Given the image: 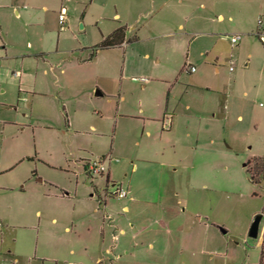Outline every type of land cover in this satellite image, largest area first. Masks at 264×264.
I'll return each mask as SVG.
<instances>
[{
	"label": "rangeland",
	"instance_id": "obj_1",
	"mask_svg": "<svg viewBox=\"0 0 264 264\" xmlns=\"http://www.w3.org/2000/svg\"><path fill=\"white\" fill-rule=\"evenodd\" d=\"M137 3L0 2L7 6L0 8V219L4 222L0 263L13 264L15 256L2 254L9 250L22 255L16 264H42V258L68 256L76 243L65 231L66 226L74 230L71 212L67 214L74 204L51 194L69 192L78 181L81 192L90 193L81 163L109 156L113 150L123 158L152 146L133 118L118 117L139 116L140 108L146 117L159 116L170 90L158 79L180 72L189 51L152 39L158 23H144L150 19L151 8L135 11ZM62 8L67 13L64 30L59 21ZM116 12L122 22L114 17ZM220 12L226 20L217 32L233 34L245 16L246 23L264 20V0H222ZM169 24L179 33L199 29L197 23H183L185 31L178 29V23ZM119 27L126 28V43L100 50L91 58L95 47L108 37L103 36ZM201 41L193 42L190 61L197 67L195 74L203 76V83L214 91L186 94L178 88L172 92L171 106L199 107L196 115L204 118L202 134L189 140L190 149H182L181 162L165 167L159 163L151 170L154 180L172 187L168 216L174 227L170 228H184L179 238L186 247L175 249L174 264H264V172L257 166L264 167V70H258L264 47L254 38V57L246 66L247 50L240 53L230 42L220 41L215 50L218 59H214L200 56ZM231 55L238 59L233 72ZM157 57L161 58L159 68ZM181 183L194 188L189 199L178 204L186 195L177 189ZM176 192L180 195L175 196ZM199 208L218 216L217 224L228 233L222 228L218 232L214 219L197 215ZM257 215L263 217L258 237L252 238L250 228ZM204 240L206 252L201 254L203 247L197 243ZM35 256L38 260L29 261Z\"/></svg>",
	"mask_w": 264,
	"mask_h": 264
},
{
	"label": "crops",
	"instance_id": "obj_2",
	"mask_svg": "<svg viewBox=\"0 0 264 264\" xmlns=\"http://www.w3.org/2000/svg\"><path fill=\"white\" fill-rule=\"evenodd\" d=\"M3 1L6 0H0V2ZM220 4H222V0H138L135 11L144 10L148 6L151 8L149 10L150 19L144 23H158L153 29L152 39L165 40L166 45L176 47L179 50L187 48L189 53L186 55L183 65L179 67L180 72H174L176 74L170 76L162 74V78L158 79L166 84L170 90L166 106H162V113L159 116L146 117L145 110L140 108L139 116L123 114L118 117V119L121 117L133 118L142 130V137L148 138L152 146L145 145L135 155L123 154L120 162L108 161L109 172L106 176L99 177L94 181H90L88 178L85 180L86 184L90 186V193L81 192V184L78 181L74 189H70L69 192L51 194L52 198L73 202V209L72 211L71 209L68 210L67 214L71 212L70 223H72L74 230L70 226H66L65 231L72 235V240L76 243L68 256L42 258V264L50 261L55 264H174L175 258H178L174 255L175 249L186 247L179 238L181 234H185L184 228L176 227L173 230L170 228V225L174 227L171 216H168L172 210L170 204V188L172 187L164 181L158 183L154 180L151 170L153 166L159 165V163L165 167L171 162V165L181 162L182 149H190L188 147L189 140L193 136L197 137L202 134L203 126L201 123L204 118L201 119L196 115L199 107L190 103H183L180 109L179 106L172 109L171 96L172 92L178 88H184L186 94L198 89L206 90L209 93L214 91L211 86L203 83V76L195 74L198 72L197 67L195 72H189L186 71V66L191 64L195 67L190 61L189 54L193 42L197 39H202L199 43L200 56L212 55L214 59H218V54L215 53L216 45L220 41L230 42L225 37L232 34H219L217 32L219 24L226 20V15L220 12ZM1 7L6 8L7 6L0 5ZM14 10L15 14L20 17L19 10L15 7ZM114 17L122 22V15L119 12H116ZM228 17L229 21L234 20L232 15ZM244 18L246 19L244 20ZM244 18L240 20L239 28L233 34L240 33L243 35L239 46L236 48H239L240 53L242 50L248 51L247 66L251 64L254 57L253 42L254 38L257 37L259 18L251 19V23H246L248 16ZM169 23H178V29L182 31H185L183 23H197L199 29L193 30L192 34L188 32L179 33ZM117 29L115 28L109 34H105L103 38L109 37ZM0 36H2V26H0ZM244 36H247L248 39H245ZM125 43L126 39L123 44ZM231 61H233L234 67L238 63L237 57L235 58L233 55H231L229 65ZM204 64L206 66L207 62ZM160 65L161 58L157 57L155 66L159 68ZM258 70L259 73L263 72L264 61ZM216 71L219 72V69L216 68ZM98 94L103 95L99 91ZM226 109H228L227 105ZM168 117L171 119V128L166 130L163 128V122ZM239 118L241 119V116ZM195 122H199L198 127H196ZM112 152L111 155L116 157L114 155L115 150ZM102 157L107 156L103 154ZM80 168L84 169L83 163H81ZM107 180L129 185L130 196L125 199L109 198L105 202V206L99 208L100 198L106 189ZM104 183V187H100ZM82 184L84 188H88L85 183ZM178 188L181 190L180 193L185 191L186 194L185 196L181 195L182 200L177 201L178 204H182L184 199L186 201L189 199L191 189L194 187L187 183H181ZM180 193L176 192L175 196H179ZM211 199L216 200L215 198ZM196 211L197 215L202 213L206 219H214L212 225L218 229V232L220 231L222 225L217 224L218 216H212V213H209L205 208H199ZM106 213L112 215L113 219L105 218ZM55 221L57 222V218L52 219V222ZM206 226H209V223ZM222 231L225 234L228 233L224 228ZM199 242L197 243L198 246L203 247L200 253L205 254L206 240L202 241L201 244ZM2 254L15 256L13 261L16 260L17 262H20L18 256H22L17 253L14 255L13 250L2 252ZM191 258L187 257V260ZM31 260H38V257H29V261Z\"/></svg>",
	"mask_w": 264,
	"mask_h": 264
},
{
	"label": "built area",
	"instance_id": "obj_3",
	"mask_svg": "<svg viewBox=\"0 0 264 264\" xmlns=\"http://www.w3.org/2000/svg\"><path fill=\"white\" fill-rule=\"evenodd\" d=\"M67 13H66V8H62V11L60 13L59 21H60V26L61 30H64L66 28V20H67ZM256 36L260 43L264 47V20L260 18L258 20V30L256 32ZM225 38L229 39L232 47L236 48L239 46L243 35L240 33L237 34H232L229 36H226ZM230 70L234 71V63L231 61L230 63ZM186 71L189 72H195L196 67L192 66L191 64H187L186 66ZM163 128L166 130H169L171 128V119L170 117L166 118L163 122ZM108 161H115V162H120L121 159L117 157L107 156V157H101V158H95V159H90L87 160L83 163V168H84V173L86 174L87 178L90 181H94L95 179L99 177L106 176L109 172V167H108ZM130 196V189L129 185H124L122 183L118 182H112L110 180H107L106 182V189L103 192L102 197L100 198V204L99 208H103L105 206V202L109 198H119V199H125ZM105 218H108L109 220H112L113 217L110 214H105ZM4 227V222L0 219V230ZM13 264H16L17 261H13ZM0 264H7V263H0Z\"/></svg>",
	"mask_w": 264,
	"mask_h": 264
},
{
	"label": "trees",
	"instance_id": "obj_4",
	"mask_svg": "<svg viewBox=\"0 0 264 264\" xmlns=\"http://www.w3.org/2000/svg\"><path fill=\"white\" fill-rule=\"evenodd\" d=\"M125 30H126L125 27H120L117 30H115L109 37L105 38L99 45L95 47V50L91 54V58H93L96 55V53L100 50L108 49L114 46L123 45L126 39ZM256 159L259 160L263 158H256ZM257 166L260 167V172H264V167L261 168L260 165H257ZM256 178H257L256 175L252 177L253 180H256Z\"/></svg>",
	"mask_w": 264,
	"mask_h": 264
},
{
	"label": "water",
	"instance_id": "obj_5",
	"mask_svg": "<svg viewBox=\"0 0 264 264\" xmlns=\"http://www.w3.org/2000/svg\"><path fill=\"white\" fill-rule=\"evenodd\" d=\"M262 215H257L254 219V222L250 228V237L257 238L259 235V227L262 220Z\"/></svg>",
	"mask_w": 264,
	"mask_h": 264
}]
</instances>
